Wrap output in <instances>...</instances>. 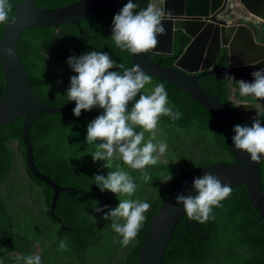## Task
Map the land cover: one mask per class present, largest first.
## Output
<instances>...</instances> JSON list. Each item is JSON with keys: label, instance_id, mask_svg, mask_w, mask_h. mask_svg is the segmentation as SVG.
<instances>
[{"label": "trees", "instance_id": "1", "mask_svg": "<svg viewBox=\"0 0 264 264\" xmlns=\"http://www.w3.org/2000/svg\"><path fill=\"white\" fill-rule=\"evenodd\" d=\"M35 1L42 8H61L80 0ZM148 2L134 0L139 6L136 11ZM11 3L15 13V0ZM114 16L106 8L83 20V31L77 25L41 27L21 37L20 53L39 98L53 107L76 105L66 96L70 78L76 75L67 63L70 56L96 50L108 52L117 64L123 63L129 68L135 65L133 55L117 47L111 37ZM4 26L0 24V40ZM254 29L258 41L264 43V23ZM182 38H186L184 46ZM190 42V38L179 32L175 56ZM175 56L151 53L154 61L162 60L171 68L175 67ZM227 63L225 51L218 69L225 68ZM225 78V72L221 71L201 80L234 113L238 112V102L259 104L264 109V100L240 96L238 84ZM158 83L165 85L168 106L178 110L181 117L176 121L168 116L160 118L153 142L165 141L168 149L157 164L143 170L151 177L148 181L141 179V170L129 168L118 158L114 157L112 169L103 166L105 161L92 159L96 143L86 142L87 126L103 109L82 110L79 117L73 112L44 114L35 121L31 137L39 169L61 186L75 189L61 193L55 209L59 218L52 213L55 190L30 170L22 140L24 118L0 127V264H24L15 257L34 254L41 256V264H135L153 216L181 181L201 167L235 163L225 134L218 129V121L193 97L155 77L142 92L150 93ZM5 92L6 78L0 60V99ZM257 119L264 123V115ZM252 122V118L241 117L236 125L250 126ZM149 138L151 133L145 132V142ZM117 166L128 171L137 184L132 197L120 198L139 199L151 205L138 235L126 247L111 227L112 221L103 218L119 200L112 201L110 191L102 192L93 178L96 174L107 176ZM261 176L264 185V162ZM19 187L23 189L18 190ZM221 204L222 207H213L214 219L204 223L186 220L165 264H264V222L259 219L244 187L232 189ZM97 206L103 212H97ZM61 240L66 241L65 250L59 247Z\"/></svg>", "mask_w": 264, "mask_h": 264}, {"label": "water", "instance_id": "2", "mask_svg": "<svg viewBox=\"0 0 264 264\" xmlns=\"http://www.w3.org/2000/svg\"><path fill=\"white\" fill-rule=\"evenodd\" d=\"M230 1L240 5L247 16L243 22L228 23L220 17L226 11L229 0H165L166 8L171 11V16L163 21L166 34L158 35L159 43L156 48L146 53L132 54L134 64H139L147 74L173 84L205 107L218 121V129L225 134L235 157L233 164L204 166L181 181L153 216L135 264L166 263L173 242L188 219L184 205L177 203L176 197L178 194L196 195L194 179L205 173L218 176L222 183L230 184L232 189L244 187L259 219L264 222V185L261 176L264 155L259 162H253L250 153L236 149L232 142L236 123L241 117H258V109L254 104L237 103L241 104L237 106L238 112H232L219 96L204 87V80H201L202 77L224 71L225 77L232 76L236 81L251 82V73L264 68V43L257 40L254 28L249 26L250 22L256 25L264 23V0ZM126 3V0H80L61 8H42L35 0H15V23H9L3 28L0 60L6 78V92L0 99V127L24 118L22 140L27 149L30 170L55 190L52 208L54 216L61 193L75 189L61 186L39 169L31 128L42 115L67 114L73 112L76 105L53 107L35 94L20 53L21 37L29 30L41 27L77 25L83 31V20L106 8L116 15ZM179 32L190 38L191 42L175 56ZM185 42L186 38H182L183 46ZM8 48L13 50L14 56L8 55ZM225 51L228 63L219 70ZM151 53L170 58L175 56V67L171 68L162 61H154Z\"/></svg>", "mask_w": 264, "mask_h": 264}, {"label": "clouds", "instance_id": "3", "mask_svg": "<svg viewBox=\"0 0 264 264\" xmlns=\"http://www.w3.org/2000/svg\"><path fill=\"white\" fill-rule=\"evenodd\" d=\"M236 5H238L236 2L229 0L226 11L228 9L233 11L232 6L235 10ZM138 7L134 0H127L113 18L111 37L117 47L131 54L146 53L156 48L159 43L158 35L166 34L163 21L171 16V11L165 6V0H149L144 8L136 11ZM226 11L221 18L225 19ZM240 17L244 21L247 16L243 12ZM15 20L11 0H0V24L8 25L15 23ZM225 20L228 23L235 22L229 17ZM254 25L259 26L254 22L249 23L252 28ZM6 51L9 56H14L11 48ZM67 63L76 73L70 78L66 94L68 101L76 102L74 115L79 117L82 110L91 111L97 106L103 109L102 114L87 126L86 142L96 143V149L91 153L94 161H105L103 166L112 169L114 157L118 158L129 168L141 170L142 180H150L151 177L143 170L149 165L157 164L168 149L165 141L153 142L158 122L162 116H168L172 121L181 117L178 110L173 111L168 106L165 85L158 83L150 93L142 92L145 85L151 83V75L139 64L130 68L125 67L123 63L117 64L108 52L92 50L80 56L68 57ZM114 68H118L119 71L112 70ZM251 75L253 77L251 82L236 81L232 76L225 79L238 84L240 96H253L258 100H264V68L253 71ZM130 102L134 103L129 110ZM239 105L241 104H236ZM254 106L258 109V115H264V109L259 104ZM252 119L250 126L240 124L234 126L235 135L232 142L236 149L250 153L251 161L259 162L264 155V123L260 119ZM138 128L142 130L137 131ZM145 132L151 133V138L146 142ZM93 178L102 192L108 190L119 197V204L115 208H110L103 218L112 221L111 227L122 237L120 243L126 247L138 235L146 220L145 213L151 205L139 199L120 198L132 197L137 184L129 172L119 166L107 176L96 174ZM193 186L197 190L196 195L178 194L176 200L177 203L184 205L189 219L200 223L210 218L214 219L213 207H222L221 201L232 193L230 184L222 183L218 176L211 173L195 178ZM95 210L103 212V208L98 206ZM121 220L123 223H120ZM59 247L65 250L66 241L61 240ZM15 259L23 260L24 264H41L39 254L17 256Z\"/></svg>", "mask_w": 264, "mask_h": 264}, {"label": "rangeland", "instance_id": "4", "mask_svg": "<svg viewBox=\"0 0 264 264\" xmlns=\"http://www.w3.org/2000/svg\"><path fill=\"white\" fill-rule=\"evenodd\" d=\"M242 12H243V10H242V8H240L238 5H236V8H235V12H234V14H230L229 15V18H230V20L231 21H235V22H238V21H243V19L240 17L241 15H242ZM230 13H231V11H230ZM255 26V25H254ZM262 33V32H261ZM260 33V34H261ZM238 103H245V102H238ZM260 116V115H259ZM258 116V117H259ZM257 118V117H256ZM251 119V118H250ZM92 159H93V157H92ZM94 160V159H93ZM102 161V160H101ZM23 188L22 187H19V189L18 190H22ZM110 194H111V199H112V201H117V200H119V197H118V195L117 194H115V193H113V192H111L110 191Z\"/></svg>", "mask_w": 264, "mask_h": 264}, {"label": "crops", "instance_id": "5", "mask_svg": "<svg viewBox=\"0 0 264 264\" xmlns=\"http://www.w3.org/2000/svg\"><path fill=\"white\" fill-rule=\"evenodd\" d=\"M230 11H231V10H229V9L226 11V15H227V16H229V15L231 14ZM231 12H233V11H231ZM242 13H243V12H242Z\"/></svg>", "mask_w": 264, "mask_h": 264}, {"label": "built area", "instance_id": "6", "mask_svg": "<svg viewBox=\"0 0 264 264\" xmlns=\"http://www.w3.org/2000/svg\"><path fill=\"white\" fill-rule=\"evenodd\" d=\"M232 8H233V12H234V11H235V10H234V6H232ZM228 17H229V16H226L225 19L228 18Z\"/></svg>", "mask_w": 264, "mask_h": 264}, {"label": "flooded vegetation", "instance_id": "7", "mask_svg": "<svg viewBox=\"0 0 264 264\" xmlns=\"http://www.w3.org/2000/svg\"><path fill=\"white\" fill-rule=\"evenodd\" d=\"M162 61V60H161ZM163 62V61H162Z\"/></svg>", "mask_w": 264, "mask_h": 264}]
</instances>
